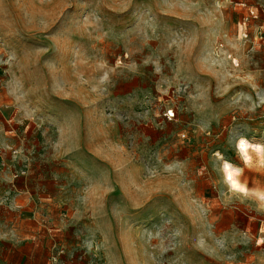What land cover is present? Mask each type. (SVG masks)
I'll list each match as a JSON object with an SVG mask.
<instances>
[{
  "label": "rangeland",
  "instance_id": "rangeland-1",
  "mask_svg": "<svg viewBox=\"0 0 264 264\" xmlns=\"http://www.w3.org/2000/svg\"><path fill=\"white\" fill-rule=\"evenodd\" d=\"M241 138L264 0H0V264H264Z\"/></svg>",
  "mask_w": 264,
  "mask_h": 264
},
{
  "label": "clouds",
  "instance_id": "clouds-1",
  "mask_svg": "<svg viewBox=\"0 0 264 264\" xmlns=\"http://www.w3.org/2000/svg\"><path fill=\"white\" fill-rule=\"evenodd\" d=\"M238 148H239L240 153L243 155V158H244L246 163L251 160V157L248 154L249 148H252L257 153H261L262 151H264V147H262L261 145L250 144L245 138H241L239 140ZM224 170L227 174L228 181H230L232 184V187L233 188H240V185L238 184L237 180L234 179V177L240 173L241 169H233L231 164L225 162ZM241 190H243V189H241Z\"/></svg>",
  "mask_w": 264,
  "mask_h": 264
},
{
  "label": "bare ground",
  "instance_id": "bare-ground-1",
  "mask_svg": "<svg viewBox=\"0 0 264 264\" xmlns=\"http://www.w3.org/2000/svg\"><path fill=\"white\" fill-rule=\"evenodd\" d=\"M250 144H253V145H258V144H255V143H250ZM252 148H249L248 149V154H249V156H250V150H251ZM226 177H227V174H226ZM234 179H235V177H234Z\"/></svg>",
  "mask_w": 264,
  "mask_h": 264
}]
</instances>
